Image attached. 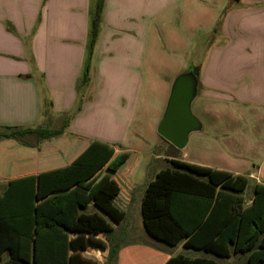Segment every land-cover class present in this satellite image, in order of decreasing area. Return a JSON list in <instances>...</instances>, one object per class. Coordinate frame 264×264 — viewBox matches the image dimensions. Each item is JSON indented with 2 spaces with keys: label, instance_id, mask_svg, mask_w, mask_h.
<instances>
[{
  "label": "crops",
  "instance_id": "crops-1",
  "mask_svg": "<svg viewBox=\"0 0 264 264\" xmlns=\"http://www.w3.org/2000/svg\"><path fill=\"white\" fill-rule=\"evenodd\" d=\"M96 4L97 0H0V134L7 131L4 127L58 131L49 137L28 133L0 138V191L9 179L36 176L39 212L30 264H106L109 230L78 231V215L98 226L115 223L110 231L121 226L143 162L140 150L123 146L131 138V124L143 111L153 110L156 114L143 113V118L153 120L156 131L172 80L189 68L198 76L192 105L199 100L202 123V129L190 136L205 131L194 146L208 150L209 156L188 159L187 152L159 135L169 149L166 161L177 158L245 175L249 183L244 194L264 184V153L247 160L235 138L220 141L227 137L224 123H236L233 130L238 134L239 123L264 115V0H102L90 79L84 86L80 78ZM189 57L201 59L194 64ZM238 137L246 145L259 142ZM87 148L91 150L84 164L70 169L66 179L59 178ZM103 150V164L92 166V151ZM125 151L139 152L142 158L130 181L127 204L119 176L122 166L114 170L109 165ZM252 167L255 170H249ZM250 203L251 196L245 197V204ZM11 237L15 244L17 235ZM205 253L189 257H220ZM8 256L4 252L3 257ZM170 256L144 244L122 243L115 264H162ZM240 256L248 264L240 252L220 258L230 257L234 264Z\"/></svg>",
  "mask_w": 264,
  "mask_h": 264
},
{
  "label": "trees",
  "instance_id": "trees-1",
  "mask_svg": "<svg viewBox=\"0 0 264 264\" xmlns=\"http://www.w3.org/2000/svg\"><path fill=\"white\" fill-rule=\"evenodd\" d=\"M101 3L102 0H97L92 16L91 41L80 78V84L84 86L90 79L91 52L101 20ZM5 128L10 132L1 133L0 138L10 139L28 133L49 137L58 132L40 127ZM90 150L87 148L78 153L69 168H64L58 177L66 179L70 169L84 164ZM92 152L95 153L91 159L92 166L103 164L106 150ZM114 157L109 165L114 170L122 166L119 176L126 192L123 202L127 204L131 198L130 181L142 158L136 151H125ZM168 162L147 183L141 199L140 211L146 232L170 245L182 242L184 248L201 249L220 257L240 252L246 255L248 264H264V184L253 186L251 203L246 205L247 176L177 158ZM35 196L36 176L33 174L9 179L0 191V264H30L28 254L38 211ZM98 224L94 220H81V215H78V231L96 233L109 230L105 233L109 244L106 264H115L124 235L110 231L115 223ZM12 233L18 237L15 244H12ZM19 236L23 237L22 242ZM27 242L29 244L25 245ZM6 251L9 256L4 258ZM162 264L219 263L212 258L176 254Z\"/></svg>",
  "mask_w": 264,
  "mask_h": 264
},
{
  "label": "rangeland",
  "instance_id": "rangeland-1",
  "mask_svg": "<svg viewBox=\"0 0 264 264\" xmlns=\"http://www.w3.org/2000/svg\"><path fill=\"white\" fill-rule=\"evenodd\" d=\"M189 58L194 62V64L201 59V57H189ZM190 64L191 63H189V65ZM161 86H162L161 82L158 80L157 92L162 91ZM198 102L199 100H196L192 105V110L197 117H199V115L197 114V112H199ZM143 113L146 116L149 114L150 116H152L153 113L156 114V112L153 110L143 111L141 117L136 116L133 120V123L131 122L132 123L131 124L132 127L130 129L131 138L127 139V141H125L123 146L125 147L131 146L133 148L140 150V152L143 154V162L137 175L134 178L132 200L126 210L125 220L122 222L120 228H118L114 233L119 234L120 232V235H124V239L122 241V243L124 244H130V243L144 244L152 248L162 250L163 252H167L168 254L171 255H176L181 253L188 256H194V255L200 256L206 254L202 250L186 249L182 246L181 242H178L175 245L167 244L161 240H158L150 236L146 232L143 226L142 217L140 213V205L146 184L148 183L149 180L155 177L154 175L155 170H158L159 168L165 167L166 165L169 164L165 159V157L168 155V150H169L168 146L165 144V142L161 140L159 134H157V131H155L154 129L155 127L153 126V123H151L153 122V120L148 118L144 120ZM138 119L141 120L139 122L135 121ZM251 119L253 120H248V123H239L241 127L240 129H242V131L240 130L238 134L234 132V130H237L236 123H224L222 127L224 128L225 131L227 130L226 132L227 137L220 139V141H222L221 143H223V140L228 139L229 136L235 138V140L238 141L237 146H240L243 148V150H245L242 152L245 153L244 155L247 157V160H250L249 157H252L253 155H256V157H261L264 153V115L261 114L260 117L257 119L251 117ZM4 130L8 131V129H6L5 127ZM136 132L142 134H140V136H137ZM204 134L205 131L190 136L186 146L183 148V150L189 154L188 159L197 160V158L203 155L209 156L207 155V153H209L208 150H200L201 151L200 152L199 149L196 148V146H194V141H196V138L200 137L201 139ZM240 135H243L244 137H246V139L253 138L259 142L254 144L247 143L246 145V143L239 141L238 136ZM249 170H255V168L252 167ZM251 190L252 188L249 187L245 193V197L247 199L249 198V196H251ZM229 258L219 257L218 259L216 257L215 260H217L220 264H233L232 261H229L230 260ZM245 263L246 260L244 256L234 258V264H245Z\"/></svg>",
  "mask_w": 264,
  "mask_h": 264
},
{
  "label": "water",
  "instance_id": "water-1",
  "mask_svg": "<svg viewBox=\"0 0 264 264\" xmlns=\"http://www.w3.org/2000/svg\"><path fill=\"white\" fill-rule=\"evenodd\" d=\"M199 89L197 73L189 68L171 82L169 95L156 127L157 133L177 149H183L191 133L200 131L202 123L192 111Z\"/></svg>",
  "mask_w": 264,
  "mask_h": 264
}]
</instances>
